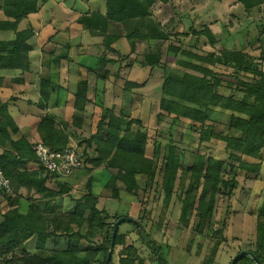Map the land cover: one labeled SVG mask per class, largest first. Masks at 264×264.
Wrapping results in <instances>:
<instances>
[{"label": "trees", "instance_id": "trees-1", "mask_svg": "<svg viewBox=\"0 0 264 264\" xmlns=\"http://www.w3.org/2000/svg\"><path fill=\"white\" fill-rule=\"evenodd\" d=\"M105 1L106 13L92 12L90 17L85 18L82 23L93 36L101 38L102 45L108 52L119 54L118 60L112 59L109 60L110 62L116 63L119 59L125 58L113 47L119 37L109 34L110 22L136 21L137 27L128 35L129 40L132 41L140 40L150 43L169 39L172 31L160 25L152 11V5L156 0ZM160 1L168 3L169 0ZM237 1L247 13L255 9L264 10V0ZM2 10L6 19L0 20V31H11L14 35L9 40L0 39V86H4L7 81L1 74L2 70L16 69L22 72L30 70L29 54L33 49L30 40L34 32L19 30V24L30 14L38 11V0H3ZM193 32L195 35L205 37L212 46L217 42L208 27L203 31L193 30ZM169 49L181 56L176 61L180 69L164 64L162 54L158 50L146 53L139 60V65L143 68L153 70L161 67L163 69L160 98L162 112L158 116L164 113L173 115V124L182 119L189 120L193 126L192 129L199 133L201 143L210 142L215 136L212 125L228 116L227 126L235 133L220 135V140L225 143L226 152L229 153L231 159L238 161L239 170L256 171V174H260L262 163H264V71L245 51L224 49L218 55L219 58H215L211 52L199 54L193 50L179 49L173 45ZM57 57L59 60H70L68 52L59 54ZM262 57H264V48H262ZM207 59L209 62L205 63ZM216 59L226 62L237 70L235 73L237 85L232 88L251 96L253 98L251 103L238 101L233 95L224 96L218 93L222 81L214 68L218 62ZM127 65L132 67L133 62ZM241 72L251 74L257 77V80L248 81L239 76ZM109 73L110 71L106 70V75ZM147 81L148 79L144 82L126 79L124 90L133 92L146 85ZM89 86V80L76 83L72 115L75 125L81 126L84 120L86 106L91 100L88 95ZM56 88H60V85L50 77H42L38 101L40 109L47 108L51 94ZM8 107L9 102L0 100V147H3L0 151V169L10 181L9 191L0 188V196H2L0 197V264H93L97 262V255L100 252L105 254V260L102 263L104 264L112 243L114 224L119 216H111L108 212L98 208L100 196L93 192L92 177L88 180L86 192L81 197L73 199L74 211L70 213L62 211L59 200L71 195L72 186L67 182H59L58 178L61 175L51 174L38 163L35 156L34 146L37 143H43L56 150L71 147L68 145V138L65 137L64 132H61L65 130V127L48 113L41 118L37 126L39 140L30 142L22 134ZM213 107H219L221 111H215ZM101 108L105 107L101 106ZM226 110L231 114H225ZM104 111L106 113H103L98 122L95 133L83 147L75 148L83 163L89 164L87 166L90 171L95 168L118 170V175H112L105 183V187L111 189L112 198L118 200L121 198V190L136 194L139 189L140 175L152 180L155 175V165L151 157L146 156L149 135L142 128L141 122L138 119L116 115L110 108ZM209 121L213 122L211 127L207 125ZM134 127H136L135 132ZM92 144L97 146V156L94 158L87 155V148ZM167 147L168 154L165 157L162 181L165 200L169 201L174 194V187L183 167L179 162L174 161L176 157L182 156L176 153L178 152L176 145L172 143ZM30 155L34 157L33 161ZM245 156L256 159L258 162H245L243 159ZM31 163H35L37 168H30ZM224 165L223 160L213 156L206 158L199 154L192 165L186 168L190 186L188 185L187 196L183 200L182 219L184 221L189 214L195 211L198 220L203 219L206 224L211 222L216 193L220 185L231 186L233 183V181H224L222 177ZM233 167L231 165V169ZM50 180L56 182L60 188L59 191L47 185ZM117 182H121L123 188L118 187ZM200 183L203 185L197 203L195 194ZM25 191L28 192L27 197L24 195ZM137 221L142 225L141 220ZM263 222L264 200L259 209L256 226L260 238L264 237ZM131 224L137 230L139 240L156 257V262L168 264L162 246L150 233ZM85 225L87 229L83 233L82 229ZM105 229L107 231H105L101 244L94 243L91 238L95 237L97 230L104 231ZM33 237H36L35 249L38 253L30 252L24 245ZM126 238L127 234L122 233L119 227L112 254V256L115 254L117 247L120 248L118 264H146L141 249L139 250L134 243L127 244ZM63 240L65 241L64 247H62ZM251 252L257 256L260 264H264L262 246H259L257 251ZM244 261L247 264H256L251 257L242 258L235 264ZM112 262L111 259L109 264Z\"/></svg>", "mask_w": 264, "mask_h": 264}, {"label": "rangeland", "instance_id": "rangeland-1", "mask_svg": "<svg viewBox=\"0 0 264 264\" xmlns=\"http://www.w3.org/2000/svg\"><path fill=\"white\" fill-rule=\"evenodd\" d=\"M2 3L3 0H0V6ZM152 11L156 14L154 16L158 23L165 26L167 30L172 31L169 39L150 43L129 40L128 35L137 27L134 20L112 24V26L108 25L109 34L119 37L115 49L125 57L119 60L122 63L126 61L128 63L133 62L132 68H136V71L143 73V76H138V79L142 78L144 81L148 79L147 84L134 90L136 93H131L123 90L125 83L122 81L113 82L108 79V76L112 74L106 75L105 67L110 63L109 60L113 59L111 57L119 58V54L108 52L103 45L98 47L101 49V59H103L101 68H99L100 73H97V77H92L90 74L85 80L87 78L91 80L90 85L93 93L94 91L98 93L96 83L103 88V84H108V82L114 84L111 88L114 93L111 95L112 92H109L105 96L101 94L97 100L89 103L90 108L87 118L81 127L76 129L73 126L70 127L69 124L61 132H64L65 137L68 138L69 146L80 148L95 133L98 122L103 113H106L104 111L106 108L112 109L116 115L138 119L142 128L149 135L146 156L151 157L155 165L154 178L149 180L146 176L140 175L138 180L139 189L136 194H129L121 190V198L116 200L112 198L111 189L106 188L105 183L112 175L117 176L118 170L95 168L90 171L87 166L89 164L83 163L79 170L67 176L69 178L75 177V180L73 178L74 183L70 184L73 192L70 196L62 197L59 200L60 208L68 213L74 211L75 202L73 199L81 197L86 192L88 180L92 177L93 192L100 196L98 208L108 212L111 216L141 220L142 229L149 232L155 241L162 246L168 264H231L232 259L241 250L257 251L259 246L264 249V237H259L260 234H258L256 227L259 209L264 200V163H262L263 167L260 174H256V171L238 169V161L229 157V153L225 150V143L220 140V135L235 133L227 126L228 116L227 118L223 117L222 121L220 119L219 122L217 121L214 124L212 121L207 123L208 127L213 124L215 136L210 142L204 143L200 142V135L192 129L193 126H191L189 120L182 119L173 124V115L164 113L158 116L162 112L160 98L162 96L163 69L161 67L153 70L142 68L139 65V60L146 53L157 52L158 50L162 54L164 64L174 69H180L176 61L181 56L169 49L171 45L179 49H190L199 54L211 52L215 55V58H219L218 55L224 49H235L245 51L264 71V57H262V48H264V10L255 9L247 13L237 0H197L193 2L169 0L168 3L157 0L156 4L152 5ZM192 27L195 31L210 28L217 42L213 46L210 45L205 37L195 35L191 30ZM117 34H120V36ZM74 54L75 51L72 50V57H75ZM169 56H172V58H169ZM74 59L78 62L83 60L84 63L85 60H90L83 59V56ZM205 61V63L209 62L208 59ZM94 64L95 61H92L91 65ZM214 68L221 76L222 84L218 89L220 95H233L238 101L245 103L253 101L251 96L237 92L232 88L237 85L235 78L237 70L233 66L218 61ZM130 71L131 69L129 73ZM134 71L132 69L133 74L136 73L137 75V72ZM129 73L127 75H131ZM241 73L239 76L248 79V81L257 80V77L251 74ZM106 88L107 86L105 92L107 91ZM114 94L117 96H114ZM101 106L105 108L102 109ZM212 109L221 111L219 107H213ZM224 113L231 114L227 110ZM107 115L109 114L107 113ZM135 129L136 127L133 129L134 132ZM172 143L178 149L176 153L182 155L176 157L174 161L180 163L183 171L180 170L173 196L169 201H166L162 180L165 171V157L168 154L167 146ZM96 148L95 144L87 148L88 157L94 158L97 156ZM2 149L3 147H0V151ZM199 154L206 156V158L213 156L223 160L225 165L222 177L225 182L233 181L231 186L220 185L216 193L214 211L209 224H206L203 219L198 220L195 211L189 214L185 221L182 219L183 200L186 198L187 189L190 186L189 174L186 168L192 165L195 157ZM33 158L30 155L32 161ZM243 159L245 162H258V160L246 156ZM231 165L234 166L232 169ZM29 167L37 168V165L31 163ZM62 177L64 176H60L58 181L66 182ZM67 183H70V181H67ZM47 185L56 191L60 189L56 182L52 180ZM117 185L123 188L121 182H117ZM202 185L200 183L195 194L197 203L199 202ZM24 195L27 197L28 192L25 191ZM86 229L87 226L85 225L82 232L85 233ZM120 230L122 233L127 234V244L134 243L139 250L141 249L146 264H158L155 260L156 257L139 240L138 232L130 222L122 223ZM105 231L107 229L104 231L97 230L95 237L91 240L94 243L101 244L104 240ZM62 243V247H64L65 241L63 240ZM24 245L30 252L38 253L35 249L36 237L26 241ZM49 247L53 248L52 245H49ZM119 250V247L115 249L112 264H118ZM96 260L97 262L93 264H102L105 260L104 252L98 253ZM240 264L247 263L244 261Z\"/></svg>", "mask_w": 264, "mask_h": 264}, {"label": "crops", "instance_id": "crops-1", "mask_svg": "<svg viewBox=\"0 0 264 264\" xmlns=\"http://www.w3.org/2000/svg\"><path fill=\"white\" fill-rule=\"evenodd\" d=\"M156 2L157 0L154 5ZM106 9L105 0H38V11L30 14L19 24V30H32L34 32V36L30 40L33 46L29 54L30 70L27 72L16 69L2 70L1 74L7 81L4 86H0V100L9 102L8 109L11 116L24 137L30 142L39 140L37 126L41 118L46 114L49 113L55 117L64 127L70 124V127L73 126V128L78 129L87 118L90 102L97 100L101 94L105 96L112 92L111 95H113L114 90L112 91L111 88L114 84L110 82L108 84L105 83L106 85L103 84V88L96 83L98 93H95V91L93 93L90 85L88 95L91 100L86 106L84 120L81 126L73 123L72 115L76 83L85 80L90 74L92 77H97V73H100L99 68H101L100 66L103 63L101 49L98 48L102 46V40L100 37L93 36L85 28V24L82 21L85 18H89L90 13L99 11L104 14ZM5 19L1 5L0 20ZM112 24L117 23H109L110 26ZM13 35L11 31H0L1 40H9L13 38ZM117 35L120 36V34ZM118 42L113 44L114 48H116L115 44ZM72 50L75 51V57L82 58L83 56V59L90 60H85V63L83 60H80V62L76 61L75 57L71 55ZM65 52H68L70 60H59L57 56ZM111 58L118 60L116 57ZM92 61H95V66L91 65ZM127 63L128 61L122 63L120 60L116 63H108L105 69L112 74L108 76V79L113 82L122 81L123 83H125L126 79L144 82L142 78L138 79V76H143V73L136 71V68L129 67ZM132 69L137 72V75L136 73L133 74ZM128 73L131 75H127ZM42 77H50L56 84L60 85V88H56L52 92L46 109L38 107ZM89 83H91V80H89ZM106 86L107 91L105 92ZM131 93L136 92L133 91ZM114 96L117 95L114 94ZM69 139L73 141L71 137ZM73 178L75 180L74 176L71 178L63 177L66 182L70 181L69 184L71 185L74 183Z\"/></svg>", "mask_w": 264, "mask_h": 264}, {"label": "built area", "instance_id": "built-area-1", "mask_svg": "<svg viewBox=\"0 0 264 264\" xmlns=\"http://www.w3.org/2000/svg\"><path fill=\"white\" fill-rule=\"evenodd\" d=\"M34 152L38 163L51 174L67 177L83 166V160L74 147L56 150L43 143H37ZM0 188L10 190V181L2 169H0Z\"/></svg>", "mask_w": 264, "mask_h": 264}, {"label": "water", "instance_id": "water-1", "mask_svg": "<svg viewBox=\"0 0 264 264\" xmlns=\"http://www.w3.org/2000/svg\"><path fill=\"white\" fill-rule=\"evenodd\" d=\"M125 222H131V223L135 224L136 226H138L140 229H142V225L137 220L130 218V217H119L114 224V229H113V234H112V243H111L110 249H109L108 254H107V259H106L104 264L110 263V261L112 259V254H113V250H114V243H115V239H116V236L118 233V229H119L120 225L122 223H125ZM245 257H251L256 262V264H260V261L257 258V256L253 252L247 251V250H243V251L239 252L238 254H236L235 257L232 259L231 264H235L236 262H238L239 260H241L242 258H245Z\"/></svg>", "mask_w": 264, "mask_h": 264}]
</instances>
